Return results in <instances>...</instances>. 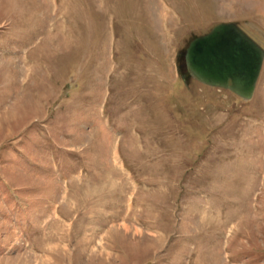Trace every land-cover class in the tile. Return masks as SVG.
I'll list each match as a JSON object with an SVG mask.
<instances>
[{
    "label": "rangeland",
    "instance_id": "obj_1",
    "mask_svg": "<svg viewBox=\"0 0 264 264\" xmlns=\"http://www.w3.org/2000/svg\"><path fill=\"white\" fill-rule=\"evenodd\" d=\"M223 23L264 48V0H0V264H264V64L176 70Z\"/></svg>",
    "mask_w": 264,
    "mask_h": 264
},
{
    "label": "water",
    "instance_id": "obj_2",
    "mask_svg": "<svg viewBox=\"0 0 264 264\" xmlns=\"http://www.w3.org/2000/svg\"><path fill=\"white\" fill-rule=\"evenodd\" d=\"M185 58L192 77L251 100L264 64V49L235 23L194 39Z\"/></svg>",
    "mask_w": 264,
    "mask_h": 264
},
{
    "label": "trees",
    "instance_id": "obj_3",
    "mask_svg": "<svg viewBox=\"0 0 264 264\" xmlns=\"http://www.w3.org/2000/svg\"><path fill=\"white\" fill-rule=\"evenodd\" d=\"M187 47L180 52L178 56V62L181 65L179 68L180 74L182 76H186V80L188 81L191 78V75L188 73V70L186 69V65H185V52H186Z\"/></svg>",
    "mask_w": 264,
    "mask_h": 264
},
{
    "label": "bare ground",
    "instance_id": "obj_4",
    "mask_svg": "<svg viewBox=\"0 0 264 264\" xmlns=\"http://www.w3.org/2000/svg\"><path fill=\"white\" fill-rule=\"evenodd\" d=\"M116 160V159H115ZM115 162H118V159L115 161ZM116 164V163H115ZM114 166H116V165H114ZM122 171V170H121ZM123 173V172H122Z\"/></svg>",
    "mask_w": 264,
    "mask_h": 264
}]
</instances>
